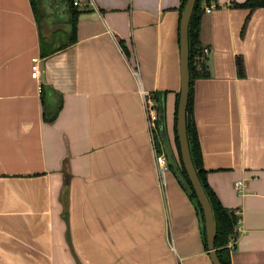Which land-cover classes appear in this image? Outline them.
I'll use <instances>...</instances> for the list:
<instances>
[{"label": "crops", "instance_id": "obj_1", "mask_svg": "<svg viewBox=\"0 0 264 264\" xmlns=\"http://www.w3.org/2000/svg\"><path fill=\"white\" fill-rule=\"evenodd\" d=\"M28 1L7 7L30 28L11 43L27 63L0 69V264H213L189 195L172 171L159 181L145 106L165 99L173 143L182 0H74L75 41L47 57ZM245 1L205 7L192 118L208 183L240 216L232 264H264V6Z\"/></svg>", "mask_w": 264, "mask_h": 264}, {"label": "trees", "instance_id": "obj_2", "mask_svg": "<svg viewBox=\"0 0 264 264\" xmlns=\"http://www.w3.org/2000/svg\"><path fill=\"white\" fill-rule=\"evenodd\" d=\"M187 0H182L181 3V15L186 4ZM216 0H197L194 7L192 17L189 25V42H190V73H191V86H190V96L189 103L187 108V128H188V137L190 143L191 154L193 158L194 165L198 172V175L205 187V190L210 199L214 217L216 221V240L215 247L219 259L222 264H232L231 261V249L230 241L233 238L237 237L238 234V225L240 222V216L234 210H231L223 205L220 198L210 186L207 180V170L203 165V157L199 142V137L197 129L193 121V81L198 77H204L208 75V64L207 58L197 59L196 56L202 53L203 45L200 41V28L203 13L205 12V7L212 5ZM32 8L38 23L39 32H40V44H41V56L47 57L69 45H71L76 38V21L80 10L76 6L74 0H31ZM237 7L249 8L254 10L258 7L264 6V0H246L242 3H236ZM64 14L67 16V21L71 27V30L64 29L65 27H59L57 17L64 21ZM53 15V16H52ZM56 18H55V17ZM58 22V23H57ZM58 26V27H57ZM50 31L51 36H46V32ZM57 41L60 44H57ZM237 68L240 75L245 74V65L241 58L237 59ZM42 98L45 103V86L42 85ZM151 96L156 102V109L158 112L157 120V131L159 142L158 150H163L162 138L160 133V113L163 110V105L165 99L160 95L153 93ZM179 101V93L177 94L176 109H175V142L177 145L178 156L176 155L182 171L185 177L188 179L185 167L181 158V150L179 144V138L177 135V108ZM55 112H48L47 108L45 109V118L54 119L57 116L58 110ZM171 169V167H170ZM172 171V169H171ZM189 195V194H188ZM193 204L195 205L197 212L199 213V202L195 193L189 195ZM203 242L205 248L208 250L207 239L205 233L202 232Z\"/></svg>", "mask_w": 264, "mask_h": 264}, {"label": "water", "instance_id": "obj_3", "mask_svg": "<svg viewBox=\"0 0 264 264\" xmlns=\"http://www.w3.org/2000/svg\"><path fill=\"white\" fill-rule=\"evenodd\" d=\"M196 1L197 0L186 1V4L182 11L180 24L181 88L179 92L176 127L181 150V158L188 175V179L185 177L182 171L168 135L165 103L163 105V110L160 113V133L163 149L166 153L173 174L175 175L183 189L187 192V194L191 195L192 193H195L197 196L200 205L198 209L200 228L201 231L206 235L208 251L211 256V260L213 264H222L215 247L216 221L213 208L193 162L187 128V108L191 86L189 25L194 7L196 5ZM46 33V36H51L50 31ZM43 85L45 86V103L47 111L49 113H53L58 109L55 88L46 80H44Z\"/></svg>", "mask_w": 264, "mask_h": 264}, {"label": "rangeland", "instance_id": "obj_4", "mask_svg": "<svg viewBox=\"0 0 264 264\" xmlns=\"http://www.w3.org/2000/svg\"><path fill=\"white\" fill-rule=\"evenodd\" d=\"M26 3L27 5L31 4V0ZM23 4H25L24 0H0V69L7 68L9 62L12 63L15 69L25 67L27 63L25 50H23L25 42L19 45L11 44L17 38L19 40L27 38L30 28L28 27L26 17L22 13H18L16 16L13 13H7V7L22 6ZM157 133L158 131H155V142L158 149L157 143L159 142V137ZM172 142L175 154L178 156L175 136Z\"/></svg>", "mask_w": 264, "mask_h": 264}, {"label": "built area", "instance_id": "obj_5", "mask_svg": "<svg viewBox=\"0 0 264 264\" xmlns=\"http://www.w3.org/2000/svg\"><path fill=\"white\" fill-rule=\"evenodd\" d=\"M75 4H82L79 1H75ZM208 11H211V7L207 8ZM210 53V47L208 46H203L202 48V53L197 55L196 58L198 59H205L207 55ZM31 69H32V77L38 78L39 77V72H40V59L37 57H33L31 61ZM137 72V71H136ZM145 106L147 110V115H148V124H149V129L152 135V141H153V147L155 150V158H156V167H157V172L159 176V181L162 186L165 185L166 179H167V173L171 171L170 165L166 156V153L163 150H158L156 147V142H155V131H157V120H158V112L156 109V102L154 98L151 96V94H147L145 96ZM237 188L243 186L242 181H238L236 184ZM236 241V238H233L230 241V246H234Z\"/></svg>", "mask_w": 264, "mask_h": 264}]
</instances>
